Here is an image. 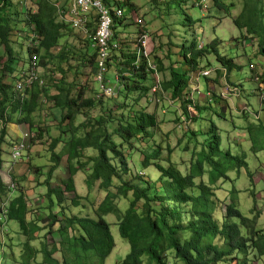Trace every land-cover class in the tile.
I'll return each mask as SVG.
<instances>
[{
    "label": "trees",
    "instance_id": "trees-1",
    "mask_svg": "<svg viewBox=\"0 0 264 264\" xmlns=\"http://www.w3.org/2000/svg\"><path fill=\"white\" fill-rule=\"evenodd\" d=\"M151 1L168 16L177 14L176 22L179 28H183L181 42L169 40L166 44V58L171 59L169 65L165 67L155 53L150 62L154 68L148 66L150 60L143 54L140 42L146 33L144 28L136 30L134 40L119 41L113 47L121 33L117 27L122 29L130 24L125 21L124 12L121 16L115 15L114 6L121 9L123 5H129L131 15L135 14L136 8L130 0H115L112 4L110 0H102L111 15L109 53L104 60L102 78L98 80L93 76L97 89H90L75 79L77 71L87 68V64L94 73L98 67L95 61L97 50L92 48L90 55L82 51L84 46L92 47L95 17L80 29L86 37L78 54L67 40L68 34L73 32L72 21L58 19L64 14L72 16L69 11L71 0H64L59 9L54 5L58 0H37L34 9L23 6L18 0L17 9L16 6L14 8V0H0V50L1 56H5L0 68V170L3 167L2 144L5 142L6 124H26L28 131L35 134L29 138L31 143L45 135L46 162L50 163L28 164L36 175L47 167L43 181L37 180L39 185L46 186V209L32 207L28 203L19 182L25 179V175L19 176L18 180L11 175L6 183L0 176V264H104L115 244L110 225L104 218L107 214L115 216L118 233L129 244L128 252L115 264H264V235L256 228L258 214L247 217L238 209L236 194L239 190L234 185L227 189L224 199L214 188L218 180H232L228 172L236 170L238 173L247 166V162L244 152L236 154L229 146L222 145V131L215 119L228 121L225 109H229V104L226 97L209 91L208 84L209 81L218 83V78L224 77L228 85L243 96L241 82L235 85L229 75L243 64L236 63L234 55L224 53L216 37L200 45L197 32L191 29L200 26L202 16L191 13L190 9L199 12L200 5L210 2V10L229 15L233 3L225 0H204L203 4L200 0ZM241 4V10L232 22L242 38L249 37L255 41L257 51L263 57L258 62L262 67V82L264 8L261 0H242ZM23 7L25 19L21 21L33 35L27 45L28 57L33 52L36 54L37 71L53 59L56 63L47 69L50 74L47 71L39 74L41 86L23 87L16 97L12 81L4 82L5 76L1 72L12 77L13 62L19 61L12 48V37L14 31L20 30L14 25L23 18L20 17ZM68 24L72 25L71 28H67ZM165 32L170 36L167 30ZM132 44L136 46L132 47ZM171 46L177 47L178 51L172 54ZM173 55L180 58L172 60ZM209 55L219 64L213 70L216 76L210 79L201 75L204 98L193 97L190 94L193 85L190 73H195L198 80L201 70L211 66ZM75 59L76 62L72 63ZM202 61L205 63L201 66ZM165 70H168V78L157 83L154 72ZM106 71H110L117 84L115 93L111 95H104L99 88L101 84L116 86L109 82ZM68 73L75 76L70 81L67 80ZM251 74L249 80L252 79ZM18 75L23 78L25 72L19 71ZM156 83L161 93H168L170 103L179 110L180 114L174 119L176 126L186 125L178 139V144L185 139L182 150L191 152L189 165L183 170L171 158L173 147L166 142L167 135L159 126L156 114L146 111L141 105L133 106L147 96ZM50 85L55 93L49 95ZM249 91L252 95V84ZM134 93L135 98L132 97ZM42 94L52 103L53 126L51 120L48 122L43 115L38 116V112L43 110ZM114 97H120L122 101ZM258 110V115L264 112V100L260 96ZM241 112L247 115L245 109ZM80 115L83 119L76 122ZM257 120V124L249 123L247 127L253 150L258 142L264 148V122L260 117ZM192 124L194 126L191 127ZM52 127L58 130L55 136L51 133ZM256 129L258 136L254 132ZM59 147L62 153L57 151ZM62 156H65L63 170L66 176L52 186ZM149 169L153 170L154 178L147 172ZM78 171L85 172L84 183L89 189L97 184L103 193L97 204H92L91 215L79 206L80 199L86 196L78 194L75 188L74 175ZM248 175L253 177L251 172ZM13 190L17 192L15 196H11ZM68 194H73L69 203L65 202ZM120 198L126 201L125 207L119 204ZM71 207H79V210L72 212ZM11 222L17 225L16 230L11 228ZM10 230L22 235L24 240L17 239L13 243L8 237L7 241L11 242H6L5 237ZM47 236L56 239L48 241ZM34 241H39V244H33ZM16 245H20L18 256L13 250ZM39 255L41 260L38 262Z\"/></svg>",
    "mask_w": 264,
    "mask_h": 264
},
{
    "label": "rangeland",
    "instance_id": "rangeland-1",
    "mask_svg": "<svg viewBox=\"0 0 264 264\" xmlns=\"http://www.w3.org/2000/svg\"><path fill=\"white\" fill-rule=\"evenodd\" d=\"M35 1L37 0H18V2H21L20 4H23L25 7H30V9L35 8ZM58 1L61 2V4L63 5L64 0ZM113 1L115 0H110V3L112 4ZM116 1L121 2L122 0ZM130 1L135 4L136 12L135 14L133 13V15H131L132 12L130 13L129 5H123V12L126 16L125 21H128L127 23L130 24H128L127 26H125V28L122 29L121 27H117V30L121 31V33L118 35L116 41H126L127 39L134 40L137 35L135 34L136 30L139 28H144L147 33V36L145 37L144 42L141 41L143 52L147 53V57L151 63L153 59V54L156 53V55H158V57L162 59L165 67H167L171 60L170 58H166L167 42L171 40L172 43H175L181 42L182 40L181 37L183 35V28L182 26H180L179 28V24H177L176 22L178 15L175 14L174 16V14L171 13L168 16L167 14H165L164 10L156 8L151 0ZM16 2L17 0H14V8L16 6L17 9L18 3ZM225 2L233 3V7L230 8L229 15L223 12H217L216 10L215 12L210 10V2L205 3V5H200L199 12L193 8L190 9L191 13L202 16L200 26L197 28L191 27V29L195 30L198 34L199 44L202 45L206 42H210L211 39L216 37L219 41V47L221 48V50L228 55H234V60L236 61V63L243 64L241 68L235 69L229 74L231 75V81L234 82L235 85H239V81L241 82L244 88L243 96H241V94L238 95L239 90L237 92L236 89L234 90L231 85H228L229 83L225 80L224 77L218 78V83H213L212 81H209L208 84L209 91H214L216 93L221 94L223 97H226L229 104V109H225L226 117H228L226 119L228 121L222 120L221 118L215 119L216 125L222 131V145L229 146L230 150L236 154L244 152L247 162V166L245 168H241L238 173L236 170H230L228 172V175L232 180H229L227 182H221L220 180H218L214 188L218 196L224 199V195H226L227 189L231 188L234 185L236 189L239 190L236 194L238 209L247 217H253L257 213L258 219L256 221V228L260 229L262 234L264 235V148H262L261 142H258L255 144L256 149H251V135L247 130L249 123L252 125L258 123V117H260L264 122V112H260L259 115L256 112L259 111V96L261 97V99L264 100V80L261 82L262 67L258 65V62L262 61L263 57L259 55L255 41L249 37L242 38L241 32L235 27L232 22V19L236 17L241 10L242 0H225ZM193 3L197 7L196 2L194 1ZM200 3L203 4V1L200 0ZM261 5L264 8V0H261ZM21 10L23 11V14H21L20 17L23 18H20V22L18 23V25H14L18 27V29H20L21 31H14L12 37V48L15 55L19 57L20 61L15 60L13 62L14 72L12 74V77H10L11 74H8L7 72H1V74L5 76L6 82H13L18 76L19 71L23 68L26 69L28 63L27 45H29V38H27L26 36L27 34H29V31L24 21H21L25 19V17L23 16L25 8L23 7L21 8ZM58 13L60 15V11ZM130 16L132 17L129 18ZM17 17L19 20V15ZM137 17L140 18L138 20L142 21L143 23L141 26L140 24H137V22H135ZM62 18L63 20L65 19L67 21L68 14H64L58 17V19L60 20ZM165 24H168V26H166ZM71 26L72 25L68 24L67 28H71ZM72 30L73 32L72 34L70 33V35L68 34L67 40L70 45L74 47V51L79 54L81 52L80 49L82 48L83 44L85 45L83 39H85L86 34L80 32L81 30L78 29L72 28ZM165 30L168 31V34H170V36L165 34L167 33L165 32ZM18 32L20 33V35ZM30 37H32V35ZM127 43H129V40L127 41ZM131 46L135 47L136 45L132 44ZM82 51L86 52L87 55L93 53V49L89 45L86 47L84 46L82 48ZM177 51V47L171 46L170 52L172 54ZM1 55L3 54L0 50V68L2 67V64L5 60V56ZM175 58L180 57L173 55L172 60H174ZM208 59L211 63V66L203 68L201 70V72L198 74V80L195 76V73H190L191 83L193 84L191 86L190 94L192 93L193 97L198 95L199 97L204 98V82L201 76L204 74L202 73V71H207V75L205 73V76L210 79L216 76V73L215 71L213 72V70L216 67H219V64L211 55L208 56ZM54 62L56 63V59H53L51 62H49L45 68L41 67V69H38L39 73L41 74L47 71V73L50 74L47 69L53 67ZM71 62L75 63L76 59L72 60ZM251 62L253 65L250 64ZM204 63L205 62L202 61L201 66ZM249 69L252 70V74L250 73ZM77 72L78 74L76 75L75 79L77 83L79 82L83 85L86 84V86L90 89H97L98 84L93 80V76L95 75V73L93 72L89 64H87V68H81ZM250 74L252 77L251 80L248 79ZM105 76L109 79V82L111 84H116V81L113 80V75L110 73V71H106ZM157 76L160 81L162 79L168 78V70H165L161 73L158 71ZM73 77L75 76L72 73L67 74L68 81H70ZM251 84L254 88V91H252L251 93L252 95L249 94ZM49 87L51 88L49 95L55 93L54 87L52 85H50ZM255 92H257V94H254ZM45 96L46 95L44 94L40 96V99H42L41 102L43 103L41 105V109L43 110L38 112V116L43 115L45 120L49 122L51 118H53V115L51 114L54 113V111H52L54 109L52 107V103L48 100V98H45ZM132 97L135 98L136 94L134 93ZM114 98L119 102L122 101L120 97ZM140 105L143 106L146 111L153 112L156 114L157 120L159 121V126L161 127L163 133L167 135L166 142L169 143L170 147H173L171 158L177 162L178 167L181 170L188 167L191 152L189 150H182V147L185 145V139H183L182 143L178 144V139L182 136V129L185 128L186 125L182 123L181 127H179L178 125L176 126L174 119L180 113L178 108L170 103L168 93H161V91L153 92L152 89H150L147 96L142 97L139 102L135 103L133 106L137 108ZM241 109H245V111L247 112L246 116L243 115ZM46 113L50 114L45 116ZM82 119L83 116L80 115L78 116L76 122H79ZM54 123L55 122L51 120V126H53ZM192 126H194V124H192L191 127ZM254 132L255 135H259L257 129ZM19 133H29L26 124H6L5 142L2 144L3 167L0 170V176L3 181L8 182L10 180L11 175H13V178H16V180L19 179V176L25 175V179L23 181L20 180L19 182L22 186V190L24 191L28 199V203L32 207H40L41 209H46V186L39 185L37 180H39L40 182L43 181V178L47 171V167L42 168L44 173L43 175H41L42 170H40L39 175H36L32 169L28 168V164L31 163L46 165L50 164L46 162L48 154L45 150L46 145L43 143L46 140V136L43 135L40 140L31 143L28 138L35 136V134L29 133L26 142L27 145L25 149L21 151V157L13 161L11 158V147L13 145L12 143L17 139ZM51 133L53 136L57 135V128L52 127ZM201 137H203V135ZM57 151L62 153L61 147H59ZM90 151H86V153L90 154ZM61 159L62 163L56 168L57 172L55 173L52 179V186L59 184L61 180L66 176V172L63 170V165L65 164V156H62ZM152 171V169L147 170V172H149L150 174V177L154 178L155 176L152 174ZM249 172L252 173V178L249 177ZM84 178L85 172L78 171L74 175V183L77 193L83 197L86 196V198L80 199V209L85 213L91 215L92 204H97L99 198H101L100 195H103V193L101 190L98 189L97 184H95L94 186H92V188L89 189L84 183ZM203 180L206 181V176L203 177ZM16 194L17 192L13 190L11 196H15ZM71 196H73V194H68L67 196H65V202L69 203V198ZM122 198H120L119 204L121 205V207H125L126 201ZM223 199L221 207H223L224 205ZM78 210L79 207H71L72 212H77ZM114 217L115 216L113 214H107L104 216L105 220L110 225V231L115 243L114 248L106 257L104 264H115V262L123 258L129 250V244L123 238H121L118 233L116 219ZM16 227L17 225L11 222V228L16 230ZM7 235L8 236L5 237V241L8 243L11 242V240L7 241L8 237L12 238L13 243H15L17 239L21 241L24 240V237L22 235H18L17 233L13 232V230L8 231ZM47 238L48 241L56 239L52 236H47ZM33 244L38 245L39 241H34ZM13 250L14 254L18 256L20 253V245L14 246ZM143 258L145 259L146 257L144 256ZM37 260L38 262L41 260V255H39Z\"/></svg>",
    "mask_w": 264,
    "mask_h": 264
},
{
    "label": "built area",
    "instance_id": "built-area-1",
    "mask_svg": "<svg viewBox=\"0 0 264 264\" xmlns=\"http://www.w3.org/2000/svg\"><path fill=\"white\" fill-rule=\"evenodd\" d=\"M72 5L69 11L71 12V21L72 25L75 28H83L86 23L87 14L93 10L97 15V24L95 31L91 37V46L97 50L96 56V71L95 78L100 80L102 78V73L104 71V60L108 55L109 47H108V39L110 37V25H111V16L107 8L103 5L101 0H71ZM115 14L118 16L121 14V11L118 9L115 11ZM146 35H142V41L144 42ZM116 44H113L115 47ZM148 66L150 68H154V65L148 62ZM30 77L35 78L36 75L34 73L31 74ZM156 81L158 79L156 78ZM21 83H17V86L20 87ZM100 91L104 93V95L114 94L115 88L109 85L101 84L99 86ZM22 146V145H20ZM18 151L15 150L14 155H17Z\"/></svg>",
    "mask_w": 264,
    "mask_h": 264
},
{
    "label": "clouds",
    "instance_id": "clouds-1",
    "mask_svg": "<svg viewBox=\"0 0 264 264\" xmlns=\"http://www.w3.org/2000/svg\"><path fill=\"white\" fill-rule=\"evenodd\" d=\"M203 1V3H204V0H202ZM103 3V2H102ZM60 4H61V2H59L58 1V3H55L54 5L57 7V9H59V6H60ZM103 5L105 6V4L103 3ZM24 6V5H23ZM106 7V6H105ZM107 8V7H106ZM120 10L121 11V14L120 15H118V16H121L122 15V13H123V8H118L117 6H114V8H113V11H114V13H115V11L116 10ZM107 10H108V8H107ZM108 12H109V10H108ZM109 15H110V12H109ZM116 15V14H115ZM111 16V15H110ZM117 16V15H116ZM88 17H89V19H88ZM96 18V20H97V15L95 14V12L93 11V10H91L88 14H87V17H86V23L88 22H91L92 21V19L93 18ZM67 20H69V21H71V16H69L68 15V19ZM137 23L138 24H140V26L143 24L142 23V21H140V20H138L137 21ZM96 24H97V21H96ZM74 29H78V28H75V27H73ZM84 28V27H83ZM95 28H96V25H95ZM81 28H79L78 30H80ZM95 31V30H94ZM32 34L30 33V34H28V37L27 38H30V36H31ZM143 35H146V33H144ZM33 36V35H32ZM137 36V35H136ZM147 36V35H146ZM145 40V39H144ZM142 41V37H141V39H140V42ZM114 44H118V41H116V43H114ZM108 47H109V44H108ZM116 47V46H115ZM93 48V47H92ZM95 49V48H94ZM109 53V52H108ZM143 54H145V55H147V53H144L143 52ZM96 56H97V51H96V55H95V61H96ZM28 59H30V61H28V63H27V67H26V69H21L20 70V72L21 73H23V72H25V76H23V78H21L20 77V75H18L16 78H15V80L12 82L13 83V86H14V93L16 94V97H18V95H19V93H21V91H22V89H23V87H31L32 85H38V86H41L42 84H41V78H39L38 76H39V71H37L36 70V68H35V63H36V61H37V57H36V54L33 52L31 55H30V57H28ZM20 61V60H19ZM156 72V71H155ZM154 72V73H155ZM32 73H34L35 75H36V77L35 78H33V77H30L31 76V74ZM202 73L205 75V73H206V75H207V71H202ZM115 78H116V80H117V78H118V75L116 74V76H115ZM156 78L158 79V76H157V73H155V80H156ZM118 81V80H117ZM160 81V79H158V81H157V83ZM4 82H6V80H4ZM21 83L20 84V87H18L17 86V83ZM156 83V86H152V88H150V89H152V91L153 92H159L160 91V89H159V85ZM116 86H115V89L117 88V84H115ZM116 91V90H115ZM115 93V92H114ZM145 97V96H144ZM145 109V108H144ZM11 125H13V124H11ZM20 125V124H19ZM29 132V131H28ZM30 133V132H29ZM29 133H19V135H18V137H17V139L12 143L13 145H12V147H11V158H12V160L13 161H15V160H17V159H19L20 157H21V151L22 150H24L25 149V147H26V145H27V137H28V135H29ZM28 140H29V138H28ZM20 145H22V146H20ZM15 150H17L18 151V154L17 155H14V152H15ZM3 182H5V181H3ZM6 183V182H5Z\"/></svg>",
    "mask_w": 264,
    "mask_h": 264
},
{
    "label": "bare ground",
    "instance_id": "bare-ground-1",
    "mask_svg": "<svg viewBox=\"0 0 264 264\" xmlns=\"http://www.w3.org/2000/svg\"><path fill=\"white\" fill-rule=\"evenodd\" d=\"M155 73H157V71Z\"/></svg>",
    "mask_w": 264,
    "mask_h": 264
},
{
    "label": "crops",
    "instance_id": "crops-1",
    "mask_svg": "<svg viewBox=\"0 0 264 264\" xmlns=\"http://www.w3.org/2000/svg\"><path fill=\"white\" fill-rule=\"evenodd\" d=\"M88 19H89V17H88Z\"/></svg>",
    "mask_w": 264,
    "mask_h": 264
}]
</instances>
